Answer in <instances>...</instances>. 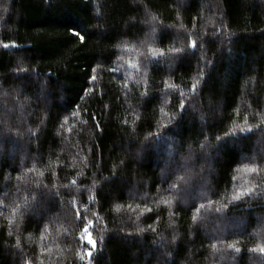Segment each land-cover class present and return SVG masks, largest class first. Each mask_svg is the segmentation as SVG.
I'll list each match as a JSON object with an SVG mask.
<instances>
[{
	"label": "trees",
	"instance_id": "1",
	"mask_svg": "<svg viewBox=\"0 0 264 264\" xmlns=\"http://www.w3.org/2000/svg\"><path fill=\"white\" fill-rule=\"evenodd\" d=\"M260 246L264 0H0V264Z\"/></svg>",
	"mask_w": 264,
	"mask_h": 264
},
{
	"label": "snow or ice",
	"instance_id": "2",
	"mask_svg": "<svg viewBox=\"0 0 264 264\" xmlns=\"http://www.w3.org/2000/svg\"><path fill=\"white\" fill-rule=\"evenodd\" d=\"M75 34H77L79 36V38H80L81 41L84 40V36L81 35L79 32H76ZM193 47H195V41H193ZM174 51L180 52L181 49H174ZM92 79L94 80L95 77L93 76ZM245 119H247V118H245ZM240 131H242V132H244V131H251V129L250 128L249 129L241 128ZM249 171L255 172L256 171V168L253 167V168L249 169ZM239 198H240L239 196L236 197V199H239ZM90 223H91V221H89V224ZM85 232L88 233L87 236L86 237H81V238L84 239L86 241V243L91 246L89 248V250H88V253H87L88 254V257L91 258V256H92V249H94L96 247L97 242H96L95 239H93L92 234L90 232H88L87 227L85 228ZM229 247H234V245H229ZM258 250H259V252L264 253V246H260ZM236 251L238 252L239 249L237 248Z\"/></svg>",
	"mask_w": 264,
	"mask_h": 264
}]
</instances>
